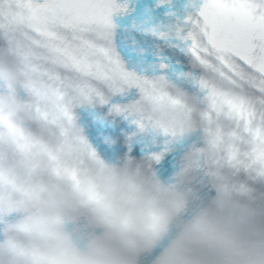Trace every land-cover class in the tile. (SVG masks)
Returning <instances> with one entry per match:
<instances>
[{
	"label": "snow or ice",
	"instance_id": "1",
	"mask_svg": "<svg viewBox=\"0 0 264 264\" xmlns=\"http://www.w3.org/2000/svg\"><path fill=\"white\" fill-rule=\"evenodd\" d=\"M17 166L105 208L129 171L264 202V0H0V187Z\"/></svg>",
	"mask_w": 264,
	"mask_h": 264
},
{
	"label": "clouds",
	"instance_id": "2",
	"mask_svg": "<svg viewBox=\"0 0 264 264\" xmlns=\"http://www.w3.org/2000/svg\"><path fill=\"white\" fill-rule=\"evenodd\" d=\"M112 183L110 208L58 192L47 222L36 212L22 213L4 226L9 235L0 239V252L17 264H140L133 259L139 239L172 225L178 231L171 250L152 264H264V240L257 244L229 230L230 222L210 210L209 201L208 208L178 218L173 202L164 203L144 177L129 171Z\"/></svg>",
	"mask_w": 264,
	"mask_h": 264
}]
</instances>
